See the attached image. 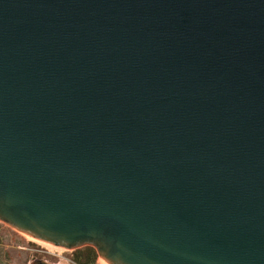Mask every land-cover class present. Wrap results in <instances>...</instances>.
I'll return each mask as SVG.
<instances>
[{
    "label": "water",
    "instance_id": "water-1",
    "mask_svg": "<svg viewBox=\"0 0 264 264\" xmlns=\"http://www.w3.org/2000/svg\"><path fill=\"white\" fill-rule=\"evenodd\" d=\"M0 223L264 264V0H0Z\"/></svg>",
    "mask_w": 264,
    "mask_h": 264
},
{
    "label": "rangeland",
    "instance_id": "rangeland-1",
    "mask_svg": "<svg viewBox=\"0 0 264 264\" xmlns=\"http://www.w3.org/2000/svg\"><path fill=\"white\" fill-rule=\"evenodd\" d=\"M85 248L92 247L83 246L77 250ZM77 250L71 251L46 245L0 223V264H32L36 260H42L49 264H75L72 258ZM93 264L107 263L97 255Z\"/></svg>",
    "mask_w": 264,
    "mask_h": 264
},
{
    "label": "trees",
    "instance_id": "trees-1",
    "mask_svg": "<svg viewBox=\"0 0 264 264\" xmlns=\"http://www.w3.org/2000/svg\"><path fill=\"white\" fill-rule=\"evenodd\" d=\"M30 242L35 243L34 241ZM96 258L97 254L92 248H85L82 250L75 251L72 261L75 264H93Z\"/></svg>",
    "mask_w": 264,
    "mask_h": 264
},
{
    "label": "bare ground",
    "instance_id": "bare-ground-1",
    "mask_svg": "<svg viewBox=\"0 0 264 264\" xmlns=\"http://www.w3.org/2000/svg\"><path fill=\"white\" fill-rule=\"evenodd\" d=\"M26 236V235H25ZM26 237H28V238H30V239H33V240H36V239H34V238H31V237H29V236H26ZM36 241H39V240H36ZM41 243H44V242H42V241H40ZM46 245H50V244H48V243H45ZM53 246V245H52ZM55 247V246H54ZM105 262V261H104ZM106 263V262H105ZM108 264V263H107Z\"/></svg>",
    "mask_w": 264,
    "mask_h": 264
}]
</instances>
